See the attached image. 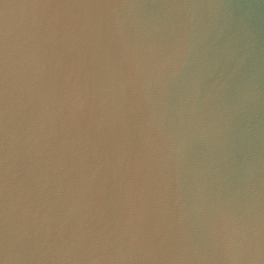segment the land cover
Wrapping results in <instances>:
<instances>
[{
	"label": "water",
	"instance_id": "obj_1",
	"mask_svg": "<svg viewBox=\"0 0 264 264\" xmlns=\"http://www.w3.org/2000/svg\"><path fill=\"white\" fill-rule=\"evenodd\" d=\"M0 264H264V0H0Z\"/></svg>",
	"mask_w": 264,
	"mask_h": 264
}]
</instances>
